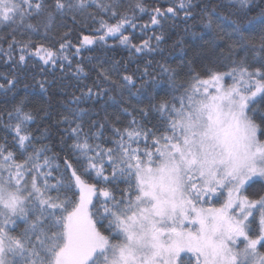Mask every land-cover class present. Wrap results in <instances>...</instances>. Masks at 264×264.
<instances>
[{"label":"trees","instance_id":"1","mask_svg":"<svg viewBox=\"0 0 264 264\" xmlns=\"http://www.w3.org/2000/svg\"><path fill=\"white\" fill-rule=\"evenodd\" d=\"M11 3L0 20V159L28 170L47 203L29 204L7 228L10 264L53 263L75 179L94 191L97 231L118 244V222L139 197L134 168L157 163L193 84L238 72L264 83V0ZM246 115L264 143V92ZM263 195L261 181L243 191L251 202Z\"/></svg>","mask_w":264,"mask_h":264},{"label":"rangeland","instance_id":"2","mask_svg":"<svg viewBox=\"0 0 264 264\" xmlns=\"http://www.w3.org/2000/svg\"><path fill=\"white\" fill-rule=\"evenodd\" d=\"M11 2L0 0V20L12 13ZM250 76L229 73L193 84L157 163L134 168L139 197L118 222V244L97 231L90 215L94 191L75 179L77 203L65 218L63 245L52 264H90L96 257L100 264H179L182 256L195 264H264L258 250L264 195L256 202L243 196L250 182L264 183V143L246 115L264 83ZM28 176L22 166L0 159V264H10L9 254L17 252L7 228L24 218L29 204L47 203ZM220 192L221 204L211 205ZM254 215L258 235L251 238Z\"/></svg>","mask_w":264,"mask_h":264}]
</instances>
